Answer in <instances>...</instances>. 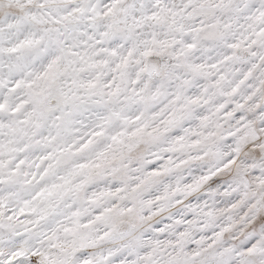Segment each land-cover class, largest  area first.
Segmentation results:
<instances>
[{
	"label": "snow or ice",
	"instance_id": "1",
	"mask_svg": "<svg viewBox=\"0 0 264 264\" xmlns=\"http://www.w3.org/2000/svg\"><path fill=\"white\" fill-rule=\"evenodd\" d=\"M0 264H264V0H0Z\"/></svg>",
	"mask_w": 264,
	"mask_h": 264
}]
</instances>
